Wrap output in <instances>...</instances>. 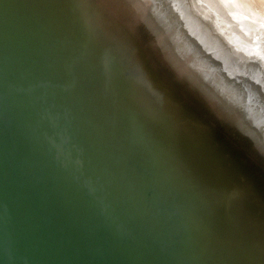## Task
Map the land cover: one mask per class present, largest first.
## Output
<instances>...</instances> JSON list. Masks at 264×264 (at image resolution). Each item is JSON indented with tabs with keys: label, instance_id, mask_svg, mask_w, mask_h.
Masks as SVG:
<instances>
[{
	"label": "water",
	"instance_id": "water-1",
	"mask_svg": "<svg viewBox=\"0 0 264 264\" xmlns=\"http://www.w3.org/2000/svg\"><path fill=\"white\" fill-rule=\"evenodd\" d=\"M0 18L82 92L72 105L24 81L80 178L126 179L187 264H264V16L232 0H0ZM0 185V264H102L26 175Z\"/></svg>",
	"mask_w": 264,
	"mask_h": 264
},
{
	"label": "bare ground",
	"instance_id": "bare-ground-1",
	"mask_svg": "<svg viewBox=\"0 0 264 264\" xmlns=\"http://www.w3.org/2000/svg\"><path fill=\"white\" fill-rule=\"evenodd\" d=\"M232 1L254 19L264 16L262 0ZM25 80L69 104L84 101L59 66L48 58L34 62L24 38L0 18V180L9 169L26 175L70 234L102 264H187L175 243L149 231L145 210L126 179L112 170L102 180L76 174V155L58 142L41 99ZM48 142L60 144L59 149L48 150ZM7 192L0 185V208L7 205Z\"/></svg>",
	"mask_w": 264,
	"mask_h": 264
},
{
	"label": "rangeland",
	"instance_id": "rangeland-1",
	"mask_svg": "<svg viewBox=\"0 0 264 264\" xmlns=\"http://www.w3.org/2000/svg\"><path fill=\"white\" fill-rule=\"evenodd\" d=\"M262 1H264V0H262Z\"/></svg>",
	"mask_w": 264,
	"mask_h": 264
}]
</instances>
